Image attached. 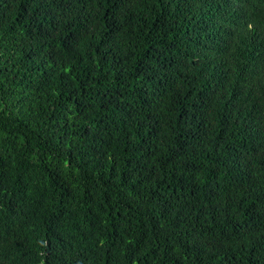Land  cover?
<instances>
[{
    "label": "trees",
    "instance_id": "1",
    "mask_svg": "<svg viewBox=\"0 0 264 264\" xmlns=\"http://www.w3.org/2000/svg\"><path fill=\"white\" fill-rule=\"evenodd\" d=\"M0 264H264V0H0Z\"/></svg>",
    "mask_w": 264,
    "mask_h": 264
}]
</instances>
